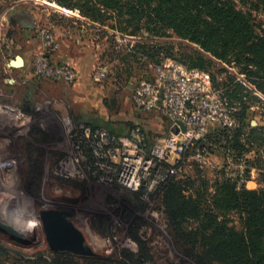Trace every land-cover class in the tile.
I'll return each mask as SVG.
<instances>
[{
  "label": "rangeland",
  "instance_id": "obj_1",
  "mask_svg": "<svg viewBox=\"0 0 264 264\" xmlns=\"http://www.w3.org/2000/svg\"><path fill=\"white\" fill-rule=\"evenodd\" d=\"M21 10L27 11V19L32 17V24L14 18ZM253 15L258 31L264 30V9ZM113 23L93 21L79 9L63 6L62 0H0V221L5 227L0 228V264H227L222 257L206 254L208 242L202 236L213 220L218 222L215 227L225 225L242 232L248 218L237 200L240 188L235 187L234 194L223 184L227 163L238 159L234 153L240 145L230 140L223 126H211L190 145L177 181L189 178L192 184L173 186L169 195L161 191L162 185L152 191L121 185L114 166L119 165L118 156L107 163L97 162L99 156L92 164L87 154L80 158L83 152L78 151L76 137H80L81 125L99 123L103 128H93L117 131L139 126L148 145L167 137L172 122L161 109L137 108L132 101L133 84L153 77L161 61L182 59L180 53L194 45L172 31L151 36L142 28L132 34V28L120 31ZM51 25L58 44L69 40L78 56L80 76L74 82L34 74V59L43 50L40 29ZM24 30L30 33L28 41L19 35ZM170 44L175 48L173 56L167 57L163 52ZM160 47L161 52L156 50ZM16 54L28 59L30 72L11 70L9 60ZM99 65H106L109 71L101 82L94 78ZM206 72L215 78L212 86L220 91L235 118L230 128L240 125L242 103L230 99V93L238 88L242 104L249 107L239 137L244 143L252 120L257 121L256 126L264 125V96L238 87V82L248 84L233 62L216 60ZM246 157L250 180L255 181L248 189H259L264 164L262 170L253 165L258 157L252 151ZM223 193L232 194L235 200L222 201ZM183 195L200 201L203 218L175 217L186 206ZM47 209L69 211L67 219L83 233L84 244L92 253L53 249L41 219V211ZM135 228L145 246L142 251L131 236Z\"/></svg>",
  "mask_w": 264,
  "mask_h": 264
},
{
  "label": "trees",
  "instance_id": "obj_2",
  "mask_svg": "<svg viewBox=\"0 0 264 264\" xmlns=\"http://www.w3.org/2000/svg\"><path fill=\"white\" fill-rule=\"evenodd\" d=\"M62 5L77 8L82 15L102 24L112 20L114 22L112 27L120 31H129L132 28V34L138 33L142 28H146L151 36H161L167 31H172L178 37L197 46L185 48V51L180 53L183 55L182 59H174L205 72L215 65L216 60L233 62L245 74V83L248 84L238 82V87L247 92L258 91L264 96V30L258 31L259 26L253 15L254 11L264 9V0H62ZM174 48L175 46L170 44L163 54L167 57L173 56ZM156 50L161 52L162 47ZM211 80L216 81L215 78ZM239 92L238 88L234 89L229 98L243 103ZM242 103L238 113L240 125L235 129L223 127V130L227 132L232 142L240 144L234 157L238 159L245 157L248 163L246 155L252 151L258 157L255 159L258 163L253 165L261 169V165L264 164V125L251 124L249 139L240 143L239 137L246 125L245 119L249 108ZM92 125L94 128H103L99 123ZM104 128L115 136H126L130 133L117 131L113 127ZM76 140L78 142L79 138L76 137ZM81 144L88 155L89 163H95L97 158L92 144L85 141ZM250 170L249 167L246 175L248 180ZM262 175L259 189H248L244 184L237 192V200L239 202L241 200L243 208L248 213L242 232L234 231L225 225L215 227L213 224H218L216 220L205 227L208 233L202 236L203 240L208 242L206 253L208 256L222 257L227 264H264V174ZM178 179L176 176L169 177L161 184V191L169 195L174 191L173 186L180 188V185L187 187L192 184L189 178L177 181ZM223 184L229 186L232 191L237 187L236 179L227 177L226 172ZM233 193L235 194L234 191ZM183 196L186 206L184 204L182 209L179 208L175 217L203 218L205 214L202 212L200 201H196L193 195ZM220 196H223L224 202L235 200L229 193ZM138 197L137 195L135 200H138ZM128 214L130 215V212ZM131 236L140 245V250H144L145 246L138 236V229L135 228Z\"/></svg>",
  "mask_w": 264,
  "mask_h": 264
},
{
  "label": "built area",
  "instance_id": "obj_3",
  "mask_svg": "<svg viewBox=\"0 0 264 264\" xmlns=\"http://www.w3.org/2000/svg\"><path fill=\"white\" fill-rule=\"evenodd\" d=\"M40 37L43 50L34 59L35 76L74 82L79 77L78 71L69 63L53 59L52 52L59 47L54 27L51 25L40 29ZM108 72L106 65H99L94 73L95 80L101 82ZM212 85L210 75L204 70L191 68L177 59H165L154 68L153 77L142 78L133 84L132 101L143 111L163 110L172 122L170 134L148 145L147 136L139 126L126 136H115L106 129L81 125V134L76 143L78 151L83 152L80 158L85 156L82 141L95 145V156H101L97 162H106L118 156L119 165H114L117 168L116 179L121 185L135 191L142 188L152 191L169 177H179L186 152L195 140L203 138L211 126L230 128L235 124V118L220 91ZM13 118L16 120L14 115ZM25 118L21 116L22 120ZM178 122L186 125L185 131ZM173 128H177L178 132H174ZM101 141L105 142V146ZM107 167L113 169L112 165L108 164ZM247 168L245 157L229 159L226 176L236 179L240 188L248 181Z\"/></svg>",
  "mask_w": 264,
  "mask_h": 264
},
{
  "label": "water",
  "instance_id": "obj_4",
  "mask_svg": "<svg viewBox=\"0 0 264 264\" xmlns=\"http://www.w3.org/2000/svg\"><path fill=\"white\" fill-rule=\"evenodd\" d=\"M25 59L21 54L15 55L9 61L10 67H23ZM183 131L186 130V125L178 122ZM252 125L256 126L257 121L252 120ZM174 132H178L177 128H173ZM69 211L47 209L41 211V219L45 228L47 239L50 246L56 250H70L77 253L91 254L90 247L84 244L83 233L67 219ZM5 228L0 221V228ZM18 236V235H17Z\"/></svg>",
  "mask_w": 264,
  "mask_h": 264
},
{
  "label": "crops",
  "instance_id": "obj_5",
  "mask_svg": "<svg viewBox=\"0 0 264 264\" xmlns=\"http://www.w3.org/2000/svg\"><path fill=\"white\" fill-rule=\"evenodd\" d=\"M14 18L19 23H21V24H23L22 22H25L24 25L27 22L32 24V17L30 16L27 19V11H24V10L19 11L16 15H14ZM27 20H30V21H27ZM24 25H21V26L24 27ZM22 33H24V36H23L24 39L26 41H28V39L30 38L29 37L30 36V33H27L24 30V32L19 33V35H20L21 38H22ZM73 51L74 50H72V47L69 45V40L68 41L67 40H61V43L59 45V49L56 50L52 56H53V59L55 61H58V62H66V63L71 64L78 71V73H79L80 72L79 71V68H77V65H78V56H76V54ZM24 59H25V65L23 67H19V68H15V67L12 68V67H10L11 70H15V71L21 70L24 73L25 72H30L29 71L30 70L29 61H28V59H26V57H24ZM79 76H80V73H79ZM250 182H254L255 183V181L248 180L247 183H246V187L247 188L249 187ZM253 188H255V187H253Z\"/></svg>",
  "mask_w": 264,
  "mask_h": 264
},
{
  "label": "flooded vegetation",
  "instance_id": "obj_6",
  "mask_svg": "<svg viewBox=\"0 0 264 264\" xmlns=\"http://www.w3.org/2000/svg\"><path fill=\"white\" fill-rule=\"evenodd\" d=\"M23 36H24V33H22V38L24 39V37H23ZM14 57H15V56H14ZM12 68H13V67H12ZM24 102H26V101H24ZM24 108L28 110V106H27V104H26V103H25V106H24Z\"/></svg>",
  "mask_w": 264,
  "mask_h": 264
}]
</instances>
